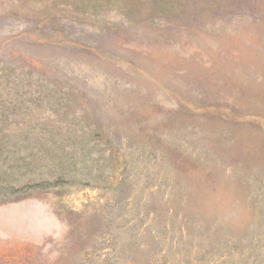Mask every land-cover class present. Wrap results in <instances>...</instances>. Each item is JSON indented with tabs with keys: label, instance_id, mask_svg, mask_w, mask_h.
Wrapping results in <instances>:
<instances>
[{
	"label": "rangeland",
	"instance_id": "rangeland-1",
	"mask_svg": "<svg viewBox=\"0 0 264 264\" xmlns=\"http://www.w3.org/2000/svg\"><path fill=\"white\" fill-rule=\"evenodd\" d=\"M0 264H264V0H0Z\"/></svg>",
	"mask_w": 264,
	"mask_h": 264
},
{
	"label": "water",
	"instance_id": "water-1",
	"mask_svg": "<svg viewBox=\"0 0 264 264\" xmlns=\"http://www.w3.org/2000/svg\"><path fill=\"white\" fill-rule=\"evenodd\" d=\"M41 209L35 205H30L27 207L26 214L28 215V218H31L32 220H36L38 218V215L40 213Z\"/></svg>",
	"mask_w": 264,
	"mask_h": 264
}]
</instances>
